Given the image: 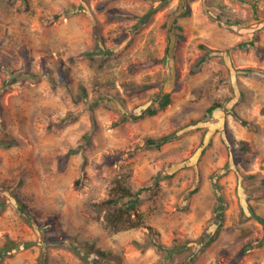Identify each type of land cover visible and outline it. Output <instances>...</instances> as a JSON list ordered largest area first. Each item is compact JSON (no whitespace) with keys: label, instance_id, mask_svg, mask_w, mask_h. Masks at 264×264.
Returning <instances> with one entry per match:
<instances>
[{"label":"rangeland","instance_id":"1","mask_svg":"<svg viewBox=\"0 0 264 264\" xmlns=\"http://www.w3.org/2000/svg\"><path fill=\"white\" fill-rule=\"evenodd\" d=\"M153 56L162 60L129 71ZM262 71L264 0H0V137L16 141L0 146V182L17 185L36 217L29 225L0 190V246L35 242L0 264H103L98 250L112 264H228L247 242L236 264H264V224L254 216L264 217ZM166 92L171 101L155 114L114 124ZM171 132L160 147L143 145ZM115 178L150 187L131 215L137 227L108 226V209L96 206ZM178 239L193 241L170 257L149 243Z\"/></svg>","mask_w":264,"mask_h":264},{"label":"trees","instance_id":"2","mask_svg":"<svg viewBox=\"0 0 264 264\" xmlns=\"http://www.w3.org/2000/svg\"><path fill=\"white\" fill-rule=\"evenodd\" d=\"M254 9H256V5L253 4ZM73 12V8H68L66 10V14H69ZM151 12V10H150ZM179 15H185L187 14L186 11H181L178 13ZM59 15L58 14H54L53 17L57 18ZM236 23H240L239 20H235ZM240 44V43H239ZM203 46V45H202ZM204 47V46H203ZM21 52H23V54L25 56H27V51L25 46H22L21 48ZM101 53H109L110 50L106 49V50H98ZM97 51V52H98ZM96 51H85L83 53V55L87 56L88 58H92L94 53H97ZM162 60V58H158V57H149L145 60L142 61H137L135 63L130 64L129 66V71H135L136 69L140 68V67H150L153 66L154 64L159 63ZM205 61V57H200L199 59L196 60V62L194 63L193 67H192V72H195L198 67ZM249 70H251L253 72L252 69H246L244 72H249ZM262 74L264 75V71H262ZM164 83V79H159L155 82H150V83H143L142 86L144 87H152V86H157V87H161ZM100 87L98 86V89ZM79 92H85L84 88L82 87V89ZM102 95H100L101 97ZM171 101L170 99V93L166 92L162 95V97L160 99H158V103L157 105H153V104H149L146 107H144L141 112L139 114H123L121 116V118L119 120H117L116 122H114V124H119L121 122L127 121V120H136L144 115H153L155 114L158 110L163 109L167 104H169ZM97 103L99 104V102L97 101ZM96 103V104H97ZM222 105V103L220 102H213L211 105H209L207 107V112L211 113L214 109L219 108ZM231 114L234 116V118L236 120H238L241 125H243L246 128L251 127L250 123L243 117L239 116L234 110H231ZM90 120H91V131L93 132L96 128V121H95V117L93 115L92 109L90 111ZM176 133L171 132L168 134H164L158 137H146L143 141V145L146 147H160L162 144L166 143L168 140H170L172 137H175ZM85 138L86 140H88V135L87 133L85 134ZM16 141L14 138L11 137H0V146H11L13 144H15ZM246 143L244 141L241 142L240 144V149L243 150L245 149ZM128 150V151H127ZM71 152L73 150H70ZM118 153H114V155H112V157H118L121 156L122 154L125 153H129V152H134V149L132 151H129L128 149H124V150H119L117 151ZM69 154V153H68ZM237 158V157H235ZM85 163H86V159L84 158L80 169H81V178L84 177L85 175ZM115 183L114 185H112L111 189H110V195L109 197H107L106 199L98 202L96 204L98 209H108V211L106 212L104 219L105 222L108 226L117 229V228H132V227H137L140 225L139 221H133L131 219V215L133 213L136 212L137 210V206L140 203L141 197L140 194L143 191L149 190L150 187L149 186H143L138 188L137 190H133L130 186H128L127 184H125L120 178H115L114 179ZM81 179H77L76 183H80ZM17 189L18 186L17 185H6L3 184L2 182H0V190H3L7 193H10L12 196H14L16 198L17 204H18V210L22 215V218L24 221H26L29 225H32L34 223V221L36 220V217L34 215H32L29 211V209L27 210L26 208L28 207L27 203L24 202L18 195H17ZM194 190V189H193ZM188 198V197H186ZM4 206V202L0 201V209ZM110 208H113V210L111 211ZM251 211H253V209H251ZM252 214H254L253 212H251ZM254 216L264 224V217L255 215ZM220 227V223L218 224V226L215 228V230L213 231L212 235L207 239V240H202L201 238L196 239L195 241L199 243V248L196 249L195 251H193L192 253H190L189 255L186 256V258H184V261H188V260H193V258L198 255V253L202 250V248L206 247L207 245H209L216 237L217 233H218V229ZM149 231L148 234L152 232L151 227H148ZM247 232H245L244 234H246ZM181 240H175V243H172L171 245H164L163 243L159 242V241H149L150 244H152L156 250L162 252L165 254L166 257H170L171 254L175 253V252H180L181 250H183L184 248L188 247L190 245V242L193 241V239H185L184 242H180ZM35 242L33 240H27V241H17V240H13V239H6V241L3 243V245L0 246V260L6 255L9 254L11 252L12 249H18V248H26L29 247L30 245L34 244ZM249 244L250 243H245L239 251H237L233 257L230 259L228 264H236L237 261L239 260V258L247 251V249L249 248ZM99 255L102 256V258H106L104 259V263L103 264H112L109 261H107L110 258V252L108 251H102V250H98Z\"/></svg>","mask_w":264,"mask_h":264}]
</instances>
